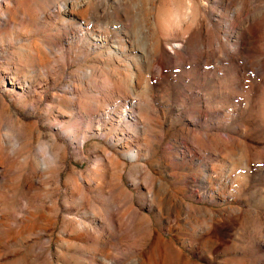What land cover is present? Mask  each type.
<instances>
[{
    "label": "bare ground",
    "instance_id": "obj_1",
    "mask_svg": "<svg viewBox=\"0 0 264 264\" xmlns=\"http://www.w3.org/2000/svg\"><path fill=\"white\" fill-rule=\"evenodd\" d=\"M179 1L183 15L174 13L165 25L168 8H158V0H0V59L13 67L10 84L21 92L17 98L10 88V94L33 111L48 102L43 109L56 114L60 136L44 141L36 124L13 122L10 106L0 112V264H73L75 250L78 264H122L107 249L130 236L129 250L137 255L124 264H150L159 243L175 244L174 237L191 233L198 244L242 214L248 188L228 195L214 174L221 176L226 162H245L246 117L264 120V91L255 106L250 96L253 75L264 70V49H254L256 38H264V0L227 20L219 0ZM14 17L41 38L8 31ZM136 28L151 37L148 49L139 45ZM73 44L78 56L99 60L69 73ZM53 58L66 68L52 67ZM63 75L71 83L49 95L48 82L57 87L55 78ZM174 86L180 87L176 97ZM63 139L75 146L80 164L89 159L90 139L103 142L93 146L92 166L80 171L71 162L66 173L70 152ZM13 140L19 147L10 152ZM44 143L56 160L47 170L38 151ZM61 195L63 225L53 241ZM229 198L239 205L220 214L215 207ZM12 199L19 202L13 210ZM255 242L261 259L248 254L239 264L264 259V228Z\"/></svg>",
    "mask_w": 264,
    "mask_h": 264
},
{
    "label": "rangeland",
    "instance_id": "obj_2",
    "mask_svg": "<svg viewBox=\"0 0 264 264\" xmlns=\"http://www.w3.org/2000/svg\"><path fill=\"white\" fill-rule=\"evenodd\" d=\"M178 1L179 0H158V8L162 7L165 3L166 7L168 8V13L165 16L164 21L165 25H170V23L172 22L171 20H173L171 16L174 13L178 14V12L181 10V12H179V16L183 15V9H179L181 7L178 8L176 5ZM180 1L179 2L182 3L183 0ZM219 2L222 5V8L220 10L223 13L224 20L229 19L232 13L236 11H242L241 13L245 14L247 12H253L255 10L253 0H219ZM13 19L16 21L12 24L14 28L10 27L8 31L13 32L16 35L20 34L25 38L35 39L38 35L39 36L37 38H41V35L38 34L37 31L34 32L35 34H33L32 36L26 31L29 23L26 20L24 21L22 17H14ZM15 28L16 30H14ZM17 28H20V30ZM31 30L34 31V28H32ZM136 33L139 38V45L141 44V47L143 46V49H148V47L151 45V37L142 28H139L138 30L136 28ZM147 38L149 39L147 40ZM168 40H166L165 42L169 43L172 41L171 39ZM76 47L77 45L73 44V52L70 57L67 56V59L69 61V73H75V71L80 67L89 68V66L92 65L91 63H96L99 60L98 56L95 54H92L90 57L83 59L82 57L77 55ZM61 49L63 48L61 47ZM254 49L257 52H260L262 51V49H264V38H256ZM12 50L13 48L10 49V51ZM13 51L16 52V56L21 53V51H18L20 53L17 54V50L15 49ZM65 53L68 54L67 52ZM41 55V58L46 61L47 57L45 56V54L41 52ZM54 61L56 63H54ZM53 66H57L56 68L58 69H65L66 62L60 59L54 60L53 58L52 67ZM13 72V67H9L8 63L5 60L0 59V112L4 109L5 105L10 106L11 111L15 117L13 122L16 123V118L19 117V119H21L26 125L36 124L39 127L42 140L44 141H50L53 136L60 137L59 131L57 130V128L55 127V123L53 122L56 114L53 113L49 116L43 109L48 102L43 103L39 109L34 111L30 107L25 108L22 103H16L15 100L20 97L21 92L19 91L17 86L13 87L10 84L9 78L10 76H12ZM225 72L230 78L234 76L233 69H227ZM179 77L180 79H182V75H179ZM55 79L58 83L57 87H54L53 83L48 82L50 89L48 90L49 95L60 92L62 87L66 86V84H69L72 81V79H70V77H67L66 75L60 76L59 78L57 77ZM175 79H177V76H175L174 81ZM174 81L172 80V82ZM251 82L252 89L250 96L252 106H255L257 100L264 91V70L255 73ZM10 88H12L17 98H14V96L10 94ZM152 88L151 91L154 94L160 95L161 92L159 91L161 90V88H158L156 86H153ZM155 89L158 92L154 91ZM178 89H180L179 86L173 87L174 97L177 96ZM252 114L253 113H250V116L248 115L249 117H246L248 118L247 124L251 128V131L250 134H248L249 137L247 136V138L244 139V141H246L247 143L243 145L241 151L243 156L242 159H245V162H226L225 166L223 167L221 176L214 174V176L218 177L217 179L219 180V183L222 184V188L228 195H231L235 188H237L238 190L248 188V191L246 193H250L242 197V199L247 198L245 200L246 203L242 202L241 205H239L233 199L229 198L225 202L219 201V205L215 207V209L218 210V212L221 214L225 212L227 208L239 205L244 210L242 214H240L238 218L227 221L222 226H216L215 229L212 230L211 233L208 234L205 238L201 239V242L198 244H194L193 240L195 235L191 233L186 234V237L184 238H173L172 236H166V240H171L173 238L175 244L159 243V245L153 250V255L151 257V260L149 261L150 264H239V260L243 259L248 254H253V257L255 259H261L260 257L262 254L259 252V248L257 247L255 241L257 240L259 231L264 228V120L261 116H259L257 120H254V116H252ZM255 126L257 129L260 128L261 131L256 133V131L254 130ZM177 128L178 126L175 127V130ZM228 130L232 131V127L230 126L224 131ZM62 142L67 145L70 152L69 165L66 171V173H68L71 168V162L74 164V167H76L77 170L80 171H83L92 166L94 162V154L92 153L93 146L94 144L103 141L100 139H90L88 141L86 150L89 159L88 161H85L84 164H80L76 160L75 146L71 145L66 139H63ZM105 145L109 147L107 143H105ZM152 160V158H149L148 161L152 162ZM124 161L131 165V161H129L128 159L124 158ZM127 187L129 189H132L129 184H127ZM18 192L19 194L22 193L21 184L19 186ZM60 197L62 213L60 214L59 223L54 229L51 236L53 241H56L60 233L61 226L63 225V214L65 213V209L63 208L65 198L62 195ZM18 203V200L15 199L8 200V207H10L12 210L14 208L16 209ZM202 205H207L211 208L213 207L208 203H203ZM37 213H43V209H39ZM158 225V222L153 221L150 223V228L156 229ZM130 237L132 238V236ZM130 237H126L125 240L122 239L120 242H118L117 245L110 246L107 249L112 257L122 256L124 258L122 264L128 262L137 255L129 250V247L133 246L135 243V240H133V238L135 239V237L133 236L132 239ZM158 240L159 235L156 234L153 237V243L151 244V247L146 250L145 255L143 256L145 257V259L147 257V253L154 247V243ZM176 247L181 248L184 253L180 255ZM78 258V251L75 250L73 264H78ZM255 264H264V259L259 260Z\"/></svg>",
    "mask_w": 264,
    "mask_h": 264
},
{
    "label": "clouds",
    "instance_id": "obj_3",
    "mask_svg": "<svg viewBox=\"0 0 264 264\" xmlns=\"http://www.w3.org/2000/svg\"><path fill=\"white\" fill-rule=\"evenodd\" d=\"M10 152H14L18 147V143L14 140L11 141L8 145ZM38 151L41 154V167L44 170L49 169L50 167H54L56 164V160L52 156V153L50 152L47 143L42 144Z\"/></svg>",
    "mask_w": 264,
    "mask_h": 264
}]
</instances>
